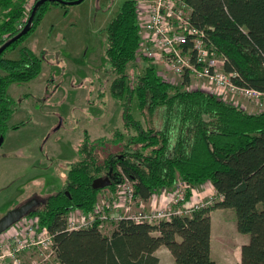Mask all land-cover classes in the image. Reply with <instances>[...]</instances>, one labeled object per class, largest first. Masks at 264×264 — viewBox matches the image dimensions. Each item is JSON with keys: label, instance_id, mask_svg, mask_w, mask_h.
Wrapping results in <instances>:
<instances>
[{"label": "trees", "instance_id": "obj_1", "mask_svg": "<svg viewBox=\"0 0 264 264\" xmlns=\"http://www.w3.org/2000/svg\"><path fill=\"white\" fill-rule=\"evenodd\" d=\"M24 1L0 0V36L6 34L7 41L21 32L16 23ZM186 1L192 7V22L226 57V71L238 73L235 82L264 93V0ZM50 4L38 8L31 30L9 48H16L35 29ZM137 7L136 0H125L107 28L106 55L115 75L112 92L126 98L123 128H116L111 137L86 135L66 186L41 200L27 216L39 217V225L54 235L52 264H159L155 252L162 246L171 251L176 264H217L212 257L211 212L234 209L238 230L249 235L238 264H264V109L251 113L206 90L189 89L193 84L188 77L181 87L164 81L148 59L139 57ZM4 53L0 127L14 113L8 87L34 79L41 70L39 56L27 47L19 59H8ZM137 59L143 60L145 69L132 86L127 70ZM108 143L121 150L104 155L102 148ZM111 171L120 181L126 175L134 183L139 200H150L156 190L173 187L180 179L190 189L209 180L221 199L190 216L155 224L125 217L109 234L99 221L69 230L71 212L95 210L101 189L93 188V182Z\"/></svg>", "mask_w": 264, "mask_h": 264}, {"label": "rangeland", "instance_id": "obj_2", "mask_svg": "<svg viewBox=\"0 0 264 264\" xmlns=\"http://www.w3.org/2000/svg\"><path fill=\"white\" fill-rule=\"evenodd\" d=\"M124 1L84 0L67 6L51 2L35 29L16 48L5 51L4 57L19 59L21 49L30 48L39 56L41 70L34 79L12 83L8 87L7 93L14 113L0 127L3 131L0 133L5 137L0 147V219L30 200L37 199L41 203V200L66 186L71 163L78 159V146L86 132L93 138L111 137L116 128H123L120 125H123V103L126 98L116 97L112 92L115 75L111 71L106 48L107 28ZM137 1L139 3L141 0ZM33 2L25 0L23 5L31 8ZM137 23L140 34L144 35L142 22ZM144 69L142 59L128 65L132 86H136L137 75ZM182 82L181 78L175 77L169 83L181 87ZM193 84L202 86L199 81ZM239 99L253 103L256 106L255 113L264 109V100L258 102L245 97L231 98L235 101ZM136 108L133 105V109ZM14 125L19 127L15 128ZM120 150V146L110 143L102 148L104 155L108 151L117 153ZM180 182L184 181L180 179L173 187L156 190L160 193L158 201L147 204L135 198L129 209L128 200L122 191L126 181L117 187L101 188L95 210L91 213L76 210L70 213L69 218L73 215L77 218L76 214H94L100 227L109 234L117 217L125 215L126 211L135 213L146 210L142 205H147L149 211L162 209L165 200L176 193ZM208 183L212 184L207 180L192 186L191 195L187 197V208L197 203L192 196L197 191L201 193L200 188H205ZM214 214L215 225L221 220L223 226L220 236L227 235L232 239L241 234L234 209L221 208ZM102 216H108V219H102ZM16 226H11L8 231ZM7 234L9 232L2 233L0 238ZM224 240L221 246L226 249L231 247L229 253L233 252L230 239ZM39 258H42L40 252L31 250L22 256V261L23 264H30L31 260ZM52 262L51 259L42 264Z\"/></svg>", "mask_w": 264, "mask_h": 264}, {"label": "built area", "instance_id": "obj_3", "mask_svg": "<svg viewBox=\"0 0 264 264\" xmlns=\"http://www.w3.org/2000/svg\"><path fill=\"white\" fill-rule=\"evenodd\" d=\"M137 6V22H142L145 30L144 35H141L139 57L148 59L154 67L160 68L158 75L164 81L171 82L175 77L183 81L188 77L192 84L195 81L202 82L201 87L193 84L189 89L206 90L227 102L237 97L258 102L264 100L262 91L237 84L235 79L238 73L226 71V57L214 49L207 32L192 22V7L186 0H141L139 3L137 1ZM25 7L21 19L16 23L20 31L24 29L31 14L32 7ZM6 41V34L0 36V46ZM123 181H126L125 188H122L123 196L128 200L129 209L136 198L135 188L126 175H123L120 184ZM188 189L186 183L180 182L176 193L165 200L162 209L139 210L135 213L126 211L125 215L117 217V221L127 217L136 222L155 224L174 216H190L195 210L213 205L221 199L215 192L208 199L197 200L195 205L192 203L187 208ZM76 215L77 218L73 215L68 220L69 230L88 227L96 221L94 214ZM25 217L14 224L17 225L14 229L8 231L10 227L6 231L9 234L0 238V264H23L22 256L31 250L39 251L42 258L33 259L30 264H42L54 257V235L39 225V217ZM107 217L102 216V219L107 220Z\"/></svg>", "mask_w": 264, "mask_h": 264}, {"label": "crops", "instance_id": "obj_4", "mask_svg": "<svg viewBox=\"0 0 264 264\" xmlns=\"http://www.w3.org/2000/svg\"><path fill=\"white\" fill-rule=\"evenodd\" d=\"M231 103L242 104L241 106L243 108H245L248 112L255 113L253 111L256 109V106L253 103H251L250 101L240 100L239 99L237 101L231 100ZM122 120H123V124H124L123 117H122ZM122 126L123 125H120V127H122ZM86 135H89L92 139L99 138V137L93 138L92 135L89 132H86L85 136ZM200 189H201V193H200V191H197L198 193L195 194L194 196H192V198H194L195 201L200 200V199H206L212 194V192L215 191L214 187L210 183H208L205 188L202 189V187H201ZM154 194H153L152 198L150 200H148V201H145V203L148 204V203L154 202L156 200L158 201V198H160L159 197L160 193L156 191ZM204 197H206V198H204ZM162 204L163 203L160 202L159 205L162 206ZM142 206H144L146 210H149L148 209L149 207L147 205H142ZM219 210H221V208L215 209V210H213L211 212V220H212V234H211L212 257L215 259L217 264H238V263L241 262V258H242V255H241L242 254L241 253L242 246L249 242V235L241 233L237 237L235 235V238H232V239L229 238L227 235L225 237L220 236V233L223 232L222 231L223 226H221L222 225L221 224V220L219 219L220 220V221L218 220L219 223L217 222V224L215 225V219H214V215H215L214 212L215 211H219ZM224 210H226V209H224ZM224 238H226L227 240L230 239V242H232L231 245H232V251L233 252L229 253L230 252L229 250H231V247H230V249H226V248H223V246H221V245H223V242L225 241ZM155 255L160 260L159 264H176V261H175V258L173 256V254L171 253V251L167 247H164V246L160 247L155 252Z\"/></svg>", "mask_w": 264, "mask_h": 264}, {"label": "water", "instance_id": "obj_5", "mask_svg": "<svg viewBox=\"0 0 264 264\" xmlns=\"http://www.w3.org/2000/svg\"><path fill=\"white\" fill-rule=\"evenodd\" d=\"M84 0H72V1H66V0H39L34 8L32 9L31 15L28 19L27 24L25 25L24 29L11 38L9 41L5 42L3 45L0 46V56L16 41H18L22 36L26 35L32 28L33 20L35 18V15L38 11V8L44 4L45 2H59L64 5H73V4H79L82 3ZM4 142V136H0V147L2 146ZM116 175H113L112 171L105 177H100L94 180L93 182V188L95 189H101L105 187L111 186L114 182L120 184L122 181L117 179ZM40 204L39 200L33 199L28 201L25 204H22L10 212H8L5 216H3L0 219V235L4 232H6L11 226H13L15 223L20 221L25 216L29 215L38 205Z\"/></svg>", "mask_w": 264, "mask_h": 264}, {"label": "flooded vegetation", "instance_id": "obj_6", "mask_svg": "<svg viewBox=\"0 0 264 264\" xmlns=\"http://www.w3.org/2000/svg\"><path fill=\"white\" fill-rule=\"evenodd\" d=\"M39 0H34V2H33V5L35 6V4L38 2ZM66 1H72V0H66ZM52 3H54V2H52ZM55 3H59V2H55ZM33 6V7H34ZM32 7V8H33ZM32 12V11H31ZM31 15V14H30ZM29 19V18H28ZM27 22H28V20H27ZM27 24V23H26ZM0 131H2V129L0 128ZM3 132V131H2ZM2 134L0 133V136H1ZM4 136V135H3ZM5 138V137H4Z\"/></svg>", "mask_w": 264, "mask_h": 264}, {"label": "bare ground", "instance_id": "obj_7", "mask_svg": "<svg viewBox=\"0 0 264 264\" xmlns=\"http://www.w3.org/2000/svg\"><path fill=\"white\" fill-rule=\"evenodd\" d=\"M190 189V188H189ZM163 221H165V220H163Z\"/></svg>", "mask_w": 264, "mask_h": 264}]
</instances>
